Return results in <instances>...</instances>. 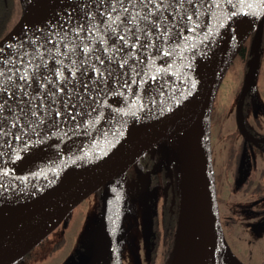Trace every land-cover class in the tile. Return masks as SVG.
<instances>
[{"label": "water", "instance_id": "1", "mask_svg": "<svg viewBox=\"0 0 264 264\" xmlns=\"http://www.w3.org/2000/svg\"><path fill=\"white\" fill-rule=\"evenodd\" d=\"M263 22L264 0H41L27 7L0 40V161L87 105L121 71L102 112L118 121L36 172L45 183L67 177L66 186L19 235L0 236V264L26 256L100 189L105 204L92 257L115 259L125 174L172 135L200 221L197 264H245L219 216L211 118L223 79L254 32L259 45ZM256 58L236 109L245 139Z\"/></svg>", "mask_w": 264, "mask_h": 264}, {"label": "rangeland", "instance_id": "2", "mask_svg": "<svg viewBox=\"0 0 264 264\" xmlns=\"http://www.w3.org/2000/svg\"><path fill=\"white\" fill-rule=\"evenodd\" d=\"M31 1L15 0L14 22L21 18ZM259 32L258 46H255L254 35L245 44L253 56L249 60L237 57L223 79L211 118V155L219 216L229 246L245 264H264V211L261 214L253 210V200L235 192L239 181L234 183L228 158L234 147L240 92L255 55V70L245 97L243 118L252 137L264 135V22ZM168 149L165 144L157 145L143 158L145 162L139 160L125 174L115 259L92 257L105 204V192L100 189L77 206L26 258L15 264H173L182 241L183 190L181 172ZM155 214H161L163 221L160 234L153 240Z\"/></svg>", "mask_w": 264, "mask_h": 264}, {"label": "bare ground", "instance_id": "3", "mask_svg": "<svg viewBox=\"0 0 264 264\" xmlns=\"http://www.w3.org/2000/svg\"><path fill=\"white\" fill-rule=\"evenodd\" d=\"M40 1L32 0L29 8ZM120 78L121 71L115 74L87 105L26 147L0 161V236L19 235L25 226L31 224L39 209L41 211L46 208L53 198L61 194L67 177H56L47 183L35 178L36 172L43 168L47 161L75 152L90 139L117 124L118 120L105 118L102 112L116 92ZM162 143L170 148L182 176V241L173 264H197L202 242L199 234L200 221L192 189L180 159L177 137L172 135ZM120 178L122 181L123 175Z\"/></svg>", "mask_w": 264, "mask_h": 264}, {"label": "flooded vegetation", "instance_id": "4", "mask_svg": "<svg viewBox=\"0 0 264 264\" xmlns=\"http://www.w3.org/2000/svg\"><path fill=\"white\" fill-rule=\"evenodd\" d=\"M11 4L14 5L15 0ZM244 127L249 135L247 139L240 133L236 121V136L233 141L234 147L229 153L228 165L233 167L234 183L239 181L235 192L248 195L247 197L254 203L251 208L262 214L264 211V162L261 163V159H264V135H257L261 138L252 137V131L246 126L245 120ZM29 253L23 258H26Z\"/></svg>", "mask_w": 264, "mask_h": 264}, {"label": "trees", "instance_id": "5", "mask_svg": "<svg viewBox=\"0 0 264 264\" xmlns=\"http://www.w3.org/2000/svg\"><path fill=\"white\" fill-rule=\"evenodd\" d=\"M13 0H0V40L8 33V31L11 29V26H14L16 22L13 21L12 16L14 13V5H12ZM253 56V53L250 54L247 51V48L244 46L241 50L238 57L240 58H247L248 60ZM148 153L143 156L140 160L145 157H147ZM143 161L145 162V160ZM168 216V215H167ZM173 218H176V216H173ZM154 224H153V240L160 234V225L162 224L163 217H161V214H155L154 215ZM153 255V254H152ZM154 256V255H153Z\"/></svg>", "mask_w": 264, "mask_h": 264}]
</instances>
